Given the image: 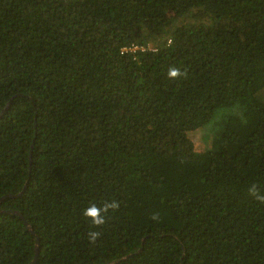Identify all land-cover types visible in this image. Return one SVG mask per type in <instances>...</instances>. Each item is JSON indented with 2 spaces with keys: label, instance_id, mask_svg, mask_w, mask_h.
Listing matches in <instances>:
<instances>
[{
  "label": "trees",
  "instance_id": "16d2710c",
  "mask_svg": "<svg viewBox=\"0 0 264 264\" xmlns=\"http://www.w3.org/2000/svg\"><path fill=\"white\" fill-rule=\"evenodd\" d=\"M253 183L264 0H0V264H264Z\"/></svg>",
  "mask_w": 264,
  "mask_h": 264
},
{
  "label": "clouds",
  "instance_id": "9594fccd",
  "mask_svg": "<svg viewBox=\"0 0 264 264\" xmlns=\"http://www.w3.org/2000/svg\"><path fill=\"white\" fill-rule=\"evenodd\" d=\"M186 70L182 71L176 66H172L168 69L167 76L170 80H178L182 77H186ZM248 195L254 197L258 202L264 203V194H262L258 186L253 183L248 187ZM120 207L119 201L111 200L104 201L102 204L97 205L96 203L90 204L87 208L83 210L82 215L91 221L93 228H102L110 213H115ZM101 237L100 231L90 230L87 233V238L90 244H95Z\"/></svg>",
  "mask_w": 264,
  "mask_h": 264
},
{
  "label": "rangeland",
  "instance_id": "374dc122",
  "mask_svg": "<svg viewBox=\"0 0 264 264\" xmlns=\"http://www.w3.org/2000/svg\"><path fill=\"white\" fill-rule=\"evenodd\" d=\"M212 124H210L209 126L207 125L205 128H203L200 131L199 139H200V142L202 143L203 148L207 146L210 141V136H211L210 134L214 127V124L213 125Z\"/></svg>",
  "mask_w": 264,
  "mask_h": 264
},
{
  "label": "built area",
  "instance_id": "2783aa9c",
  "mask_svg": "<svg viewBox=\"0 0 264 264\" xmlns=\"http://www.w3.org/2000/svg\"><path fill=\"white\" fill-rule=\"evenodd\" d=\"M136 50H139V51H145V50H151V47L150 46H137V45H131L130 47H124L121 49V52L122 53H127V52H135Z\"/></svg>",
  "mask_w": 264,
  "mask_h": 264
},
{
  "label": "water",
  "instance_id": "95a60500",
  "mask_svg": "<svg viewBox=\"0 0 264 264\" xmlns=\"http://www.w3.org/2000/svg\"><path fill=\"white\" fill-rule=\"evenodd\" d=\"M5 212L8 213V214H13V215H18L19 216V214L17 212H15V211L9 210V211H5ZM25 226H26L27 230H30V228L27 225V223H25ZM36 257H37V243L35 244L34 257H33L32 261L29 264H34L36 262Z\"/></svg>",
  "mask_w": 264,
  "mask_h": 264
}]
</instances>
